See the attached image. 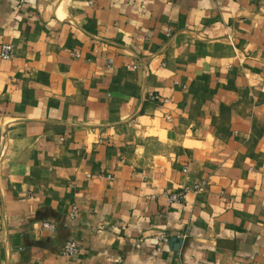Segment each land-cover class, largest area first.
<instances>
[{
	"label": "crops",
	"instance_id": "crops-1",
	"mask_svg": "<svg viewBox=\"0 0 264 264\" xmlns=\"http://www.w3.org/2000/svg\"><path fill=\"white\" fill-rule=\"evenodd\" d=\"M2 44L0 264H264V0H0Z\"/></svg>",
	"mask_w": 264,
	"mask_h": 264
},
{
	"label": "built area",
	"instance_id": "built-area-1",
	"mask_svg": "<svg viewBox=\"0 0 264 264\" xmlns=\"http://www.w3.org/2000/svg\"><path fill=\"white\" fill-rule=\"evenodd\" d=\"M14 45L12 44H2L0 47V58L3 61H12L14 59ZM73 57L75 58H80L79 54L73 53ZM113 60L109 59L107 60V67L108 68H113ZM150 99L154 102H160L162 101L163 104L168 103L169 101L167 99H161L160 96L158 95H152L150 96ZM183 172L185 174L188 173V168H184ZM208 187V182L207 181H200V182H195L191 185H187L173 193L167 194V201L170 205H175V204H183L185 200L187 199V196L189 194H202L205 193ZM77 215V209L74 208L72 213L70 214L71 218H74ZM43 229L48 230V231H55L56 226L55 224L45 222L43 224ZM160 241H165L168 242L169 237L167 236H161L157 238ZM79 254V246L75 240H70L64 243L63 248H62V255L66 258H73ZM124 264V263H122Z\"/></svg>",
	"mask_w": 264,
	"mask_h": 264
},
{
	"label": "rangeland",
	"instance_id": "rangeland-1",
	"mask_svg": "<svg viewBox=\"0 0 264 264\" xmlns=\"http://www.w3.org/2000/svg\"><path fill=\"white\" fill-rule=\"evenodd\" d=\"M7 147H8V140H7V138H6V136L5 135H0V161H1V159L3 158V156L5 155V152H6V149H7ZM45 223V222H44ZM43 223V224H44ZM170 239V238H169ZM158 240V239H157ZM158 241H160V240H158ZM169 241V240H168ZM163 242H165V241H163ZM168 243V242H167ZM123 263V261L122 260H120L119 261V264H122Z\"/></svg>",
	"mask_w": 264,
	"mask_h": 264
},
{
	"label": "water",
	"instance_id": "water-1",
	"mask_svg": "<svg viewBox=\"0 0 264 264\" xmlns=\"http://www.w3.org/2000/svg\"><path fill=\"white\" fill-rule=\"evenodd\" d=\"M179 242H180L179 239H172V240H171V243H172V244H177V243H179Z\"/></svg>",
	"mask_w": 264,
	"mask_h": 264
}]
</instances>
